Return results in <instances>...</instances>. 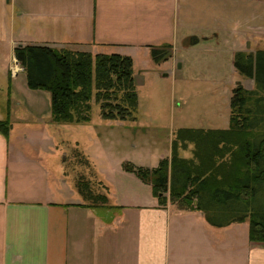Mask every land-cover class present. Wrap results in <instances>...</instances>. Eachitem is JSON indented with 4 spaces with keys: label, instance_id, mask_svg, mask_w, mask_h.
I'll return each instance as SVG.
<instances>
[{
    "label": "crops",
    "instance_id": "0c3cea01",
    "mask_svg": "<svg viewBox=\"0 0 264 264\" xmlns=\"http://www.w3.org/2000/svg\"><path fill=\"white\" fill-rule=\"evenodd\" d=\"M140 1L0 0V122L9 125L8 135L0 134V264H264V244L250 242L247 223L213 228L199 212L160 205L150 185L123 171L129 163L102 182L107 208L83 206L56 135L68 126L90 131L92 123L55 125L48 114L41 122L37 94L43 91L29 90L24 72L13 75L20 47L125 56L165 42H148ZM207 43L200 49L197 40L179 51L201 68L218 47ZM174 53L164 64L183 68ZM211 69L198 77L222 85L220 69Z\"/></svg>",
    "mask_w": 264,
    "mask_h": 264
},
{
    "label": "trees",
    "instance_id": "16d2710c",
    "mask_svg": "<svg viewBox=\"0 0 264 264\" xmlns=\"http://www.w3.org/2000/svg\"><path fill=\"white\" fill-rule=\"evenodd\" d=\"M171 50L170 45L150 47L152 62L165 63ZM14 58L23 69L27 88L49 94L53 124L88 125L93 104L104 122L136 121L138 96L131 58L34 46L15 49ZM233 67L254 86L251 91L241 85L231 90L227 129H178L169 160L152 170L131 164L122 169L150 185L160 205L169 201L199 212L213 228L247 223L250 242L264 244V50L235 53ZM8 131V122H0V134L6 137ZM180 150L189 151L190 157L180 156ZM78 157L71 169L83 206L107 208L108 187L99 181L102 190L92 188V177L76 171L89 172L90 162Z\"/></svg>",
    "mask_w": 264,
    "mask_h": 264
},
{
    "label": "rangeland",
    "instance_id": "374dc122",
    "mask_svg": "<svg viewBox=\"0 0 264 264\" xmlns=\"http://www.w3.org/2000/svg\"><path fill=\"white\" fill-rule=\"evenodd\" d=\"M138 6L141 11L142 7L147 8L141 22L150 29L148 42L165 38V42L155 43L154 47H172L171 57L166 62L178 49V53H174L176 63L184 67L172 64V69L168 64H154L147 48L146 51L132 50L125 56L133 62L136 79V121L130 124L104 122L98 106L93 104L90 131L75 126L60 128L56 135L59 142L56 141L67 143H61L67 153L64 156L67 170L75 167L74 158L84 156L90 162V171L85 168H76V171L92 177L90 184L97 192L102 190L98 187L102 185L99 181L106 183L107 177L114 178L124 163L152 170L165 155L169 160L172 136L178 129H227L231 90L241 85L251 91L254 86L253 81L241 78L234 70V54L264 50V0H141ZM197 40L200 49L204 48L203 43L218 42L217 49L207 53L211 57L204 56L201 68L196 63L197 58L179 51L182 45L192 46ZM204 67H211L213 72L220 69L218 78L223 84L198 77L199 73L204 74ZM18 69L21 73L20 67ZM42 93L37 94L38 98H43L38 110L41 122L44 116L50 115L49 94ZM21 98L25 106H31L28 98ZM74 141L78 145H73ZM179 153L186 159L190 157L189 151ZM72 176L74 182L75 174Z\"/></svg>",
    "mask_w": 264,
    "mask_h": 264
},
{
    "label": "built area",
    "instance_id": "2783aa9c",
    "mask_svg": "<svg viewBox=\"0 0 264 264\" xmlns=\"http://www.w3.org/2000/svg\"><path fill=\"white\" fill-rule=\"evenodd\" d=\"M18 68L17 67H15V69H14V71H13V75L15 76V74H17V72H18Z\"/></svg>",
    "mask_w": 264,
    "mask_h": 264
}]
</instances>
